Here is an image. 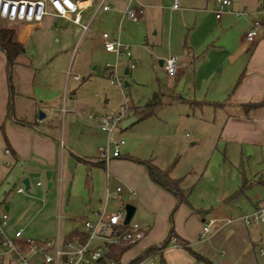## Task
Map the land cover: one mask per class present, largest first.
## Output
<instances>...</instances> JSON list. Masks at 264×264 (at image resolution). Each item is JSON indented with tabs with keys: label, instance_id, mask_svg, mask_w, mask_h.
Here are the masks:
<instances>
[{
	"label": "crops",
	"instance_id": "crops-1",
	"mask_svg": "<svg viewBox=\"0 0 264 264\" xmlns=\"http://www.w3.org/2000/svg\"><path fill=\"white\" fill-rule=\"evenodd\" d=\"M199 1L180 0L179 9H173L170 0H135L131 4L128 0H108L111 9L104 11L97 8L99 0H94V6L81 13L80 24L47 15L24 40L20 39L24 25L8 21L16 29L17 41L24 46V52L13 65L9 78L7 57L0 49V129L6 142L3 158L7 168H17L15 177L21 182L17 188L4 189L0 197V211L9 215L5 229L7 236L13 237L20 229L25 238L32 240H51L57 233L61 235L62 208L70 203L77 173L83 166L87 201L79 211L77 224L64 238L74 232H83V222L93 219V212H125V206L129 204L135 207L131 222L139 223L145 237L124 253L123 263L140 264L156 258L159 264H206L198 262L173 241L164 251L149 253L150 248L164 242L173 230L180 243H187L211 264H264V256L260 255V249H264V224L247 226L243 221L264 206V107L248 112L244 109V104L264 100V23L260 22V34L255 43L248 42L245 35L253 49L241 53L250 52L233 96L211 104L221 109L224 115L217 145H224V161L232 164L235 156L240 155L239 187L235 188L237 183L234 182V189H226V181H222L216 186L215 198L194 203L192 190L195 186L194 189L193 185L183 186L186 177L173 174L177 169L173 167V161H161V139L157 131L154 129L152 135H138L132 131L142 121L153 125L152 117L163 104L161 90L153 95H160L161 104L151 116L141 119L138 111L153 97L143 106L135 107L132 102L129 105L131 111L128 109L123 120H129L128 125L125 128L120 126L111 135L101 131L89 118L92 113L99 117L109 114L107 107L113 94L106 82L109 81L106 66L114 65L117 60L114 54L105 51L103 33L128 45L132 61L138 62L137 65L149 56L166 73L164 60L178 56L177 75L166 73L174 92H181L178 88L183 78H186L183 89L189 79L197 83L212 78L228 56V50L216 47L220 50L207 51L206 55L201 53L203 57L198 54L211 35L218 30L227 31L224 29L227 25L222 16L216 18L214 5L209 8L210 0L204 9L198 7ZM259 1V9L264 12V0ZM128 5L144 8L138 21L123 16ZM231 6L232 2L225 11ZM1 28L5 27L0 25ZM80 49L82 53L78 57ZM136 49H141L142 53ZM99 58L104 60L106 75L100 80L90 73L86 84L77 88L83 78L76 82L68 75L72 74L73 66H83L88 61L93 63ZM67 62L70 72L63 88L39 81L41 70L50 72L55 63H61L62 73ZM130 62L126 58L119 59V75L131 74L136 69L137 65L129 68ZM195 62L200 64L195 66ZM109 87L118 89L110 82ZM109 139H126L120 157L108 162L98 160V147L104 146ZM196 144L192 143L193 146ZM144 162L169 170L173 179L181 180L183 189L189 190L188 203L178 204L174 195L155 183ZM49 172L50 179L47 177ZM24 180H28V187ZM38 183L41 185L37 186ZM19 188L24 191L18 192ZM117 188L121 191L117 192ZM113 202L117 206L112 211ZM210 221L213 222L210 231L204 234L203 228ZM30 261L37 263L34 257Z\"/></svg>",
	"mask_w": 264,
	"mask_h": 264
},
{
	"label": "rangeland",
	"instance_id": "rangeland-1",
	"mask_svg": "<svg viewBox=\"0 0 264 264\" xmlns=\"http://www.w3.org/2000/svg\"><path fill=\"white\" fill-rule=\"evenodd\" d=\"M206 2L207 0H200L198 7L204 9ZM231 2L232 6L229 11H223L221 14L227 25L224 29H227V31L218 30L213 36L211 35L207 44L201 48L198 54L199 57H203L200 55L201 53L205 52L206 55L207 51L220 50L216 47H223L228 50V56L224 58L222 65L219 66L212 78L197 83L189 79L181 92H174L172 89L173 85L168 82L169 77L157 65V62L149 58V56L147 60L141 61L136 69L130 72L131 74H120L123 83L125 85L126 83L128 84L125 87V94L129 98V105L133 102L135 107L143 106L155 93L160 90L163 92L164 96L161 97L163 104L156 109L155 115L152 117L153 125H147V123L142 121L134 126L132 131H135L138 135H147L149 133L152 135L154 129L157 131L159 139H161V150L159 153L161 161L166 163L168 160L170 163L173 161V167L177 168L173 174L185 175L186 177L183 186L193 185L192 189L195 186V189L192 190V201L194 203L207 202L215 198L218 193L216 186L221 185L222 181H226V189H234V182L237 183L235 188L239 187L241 182L242 164L240 155L235 156L234 162L230 164L224 161V145L220 144L217 147L224 115L221 109L214 108L211 104L224 102L229 96H233V89L244 73L249 53L253 49V46L245 40V35L255 21L264 23V12L259 9L261 5L259 0H231ZM209 3L208 6L210 8L213 4L211 1ZM0 25L4 27L12 26L4 19L0 20ZM136 50L139 54L142 53L141 49ZM244 50H250V52H247L246 55H241ZM81 53L82 50L80 49L78 57H80ZM103 61L102 58H99L93 63L88 61L83 66H73L71 73L78 74L83 78L82 83L79 86L77 85V88L86 84L90 73L102 80L101 78L106 75L103 71L105 65ZM39 64L40 61L36 63L37 68ZM199 64L200 62H195L194 65L198 66ZM60 66L62 67L63 65L55 63L51 67L50 72L41 70L38 76L39 81L43 82V84L49 82L54 88H60V86L63 88L67 73L70 71H68V62L65 68L62 69V73ZM94 68L95 70L91 71ZM106 82L113 93L110 96V104L107 107V110L109 109L108 113L117 114L124 102L123 94L119 88L113 89L109 87V81ZM72 83L73 81H70V84ZM130 111L131 109H129ZM91 115L94 114L92 113ZM132 133L130 132L129 134ZM193 142L197 144L193 146ZM5 148L6 142L0 129V197L4 189L17 188L21 183L15 177L17 168H7L5 166L6 160L3 158ZM193 162L196 164L193 165ZM189 167L193 168L194 171ZM245 169L249 173L247 168ZM79 170L72 188L70 203L62 208V218L59 227L63 238L74 227V224H77L79 211H81V207L87 201V193L84 187L86 175L84 167L81 166ZM187 171L190 172L187 173ZM199 182L200 185L197 186ZM111 204L110 209L113 211L117 203L113 202ZM14 262L13 257H7L2 264H14ZM143 262L140 264H149L150 262L159 264L156 258L147 259L146 263Z\"/></svg>",
	"mask_w": 264,
	"mask_h": 264
},
{
	"label": "built area",
	"instance_id": "built-area-1",
	"mask_svg": "<svg viewBox=\"0 0 264 264\" xmlns=\"http://www.w3.org/2000/svg\"><path fill=\"white\" fill-rule=\"evenodd\" d=\"M108 0H99L97 8L104 11L111 9L107 4ZM135 0H128L131 4ZM173 9H179L180 0H170ZM215 6L216 18L220 19L221 14L230 5L231 0H210ZM94 0H0V19L9 22H20L24 25L21 40L32 32L47 15L58 18L70 19L74 24H80L81 13L92 8ZM50 8V9H49ZM50 10V11H49ZM144 14V8L128 7L124 10L123 16L131 21H138ZM71 16L73 18L71 19ZM261 24L255 21L246 34L250 43H255L260 34ZM24 33H26L24 35ZM104 49L116 56L114 65L106 66V74L111 85L117 86L124 97V104L117 114H106L101 117L91 115L89 118L98 124L101 131L111 135L119 129L126 118L129 109V98L125 94L126 85L123 83L118 72V61L126 58L130 62V69L136 67L138 62L132 61V55L128 45L119 40H112L108 33L101 35ZM180 58L169 56L164 60V70L169 76H176ZM76 82L81 80L78 74H68ZM125 144L123 139H109L104 146L97 149V158L108 162L113 158H119L120 149ZM8 152V151H7ZM41 184L38 183L37 186ZM22 188L18 192L22 193ZM121 188H117L120 192ZM93 219H85L83 222L84 231L66 238L59 233L55 238L49 240H32L25 238L23 230L16 231L13 237L6 235V226L9 221L8 213L0 211V261L13 257L14 264H34L31 257L36 258L35 264H133L117 263L108 259V254L115 247H135L145 237V232L137 222L126 224L125 212H109L107 210L93 212ZM247 226L264 224V206L259 207L254 213L244 218ZM213 222H208L204 228V234L210 231ZM173 244L176 245L175 241ZM260 255L264 256V249H260ZM154 264V263H150Z\"/></svg>",
	"mask_w": 264,
	"mask_h": 264
},
{
	"label": "trees",
	"instance_id": "trees-1",
	"mask_svg": "<svg viewBox=\"0 0 264 264\" xmlns=\"http://www.w3.org/2000/svg\"><path fill=\"white\" fill-rule=\"evenodd\" d=\"M16 32L17 31L13 26L0 29V49L4 51L7 57V73L9 78L11 77V70L13 65L18 62L19 57L24 52V46L17 41ZM160 104V95L157 94L152 98V100H150L143 108L138 111V113L140 114V118L144 119L151 116ZM261 107H264V100L259 103L244 104V109L246 112ZM144 164L148 168L150 178L159 186L164 188L166 191L174 195L178 200V204L188 203L189 190L183 189L181 180L173 179L170 175L169 170H162L150 162H144ZM77 234H79V232L73 233V235ZM172 241H175L176 245L179 244L182 248L187 250L192 256H194V258L198 262L211 264V262L207 258L194 252L187 243H180L178 238L175 236L173 230L170 232V235H168L167 239L164 242H162L158 246L150 248L149 253L153 254L164 251ZM132 248V246L115 247L111 249V252L108 254L107 257L109 260H113L117 263H120L124 253L131 250ZM138 260H141V258H139Z\"/></svg>",
	"mask_w": 264,
	"mask_h": 264
},
{
	"label": "water",
	"instance_id": "water-1",
	"mask_svg": "<svg viewBox=\"0 0 264 264\" xmlns=\"http://www.w3.org/2000/svg\"><path fill=\"white\" fill-rule=\"evenodd\" d=\"M160 64H162V62H160ZM185 80H186V78H183V79L180 81L178 91H182V89H183V84H184ZM128 123H129V120L122 122L121 127H122V128H125L126 125H128ZM47 177H48V179H50V172L47 174ZM24 184H26L27 187H28V180H24ZM51 186H52V184L49 183V187H51ZM125 212H126V214H125V220H124V222H125L126 224H129L130 221L132 220L134 214H135V207H134L133 205H129V204H127V205L125 206Z\"/></svg>",
	"mask_w": 264,
	"mask_h": 264
}]
</instances>
